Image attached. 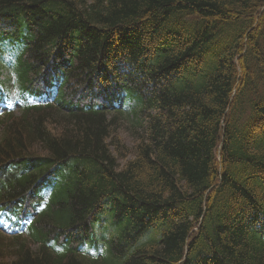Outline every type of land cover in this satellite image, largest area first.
<instances>
[{
	"label": "trees",
	"instance_id": "trees-1",
	"mask_svg": "<svg viewBox=\"0 0 264 264\" xmlns=\"http://www.w3.org/2000/svg\"><path fill=\"white\" fill-rule=\"evenodd\" d=\"M4 73L0 264H264V0H0Z\"/></svg>",
	"mask_w": 264,
	"mask_h": 264
},
{
	"label": "rangeland",
	"instance_id": "rangeland-1",
	"mask_svg": "<svg viewBox=\"0 0 264 264\" xmlns=\"http://www.w3.org/2000/svg\"><path fill=\"white\" fill-rule=\"evenodd\" d=\"M5 73L1 77L0 80H5ZM112 144L111 150L113 148L116 149L114 152L115 158L119 162V164L122 166L125 162L129 161L133 155V148L135 145V142L129 137L128 133L126 132L125 125L118 126L113 132H112ZM133 150V151H132ZM107 220V219H106ZM99 227H101L103 230L101 233L102 236H108L112 234V231L109 229L113 228L108 224L107 221H104ZM15 238L10 236H4L0 234V259H4L7 262H10L11 259L9 257V254L11 251H13V246L15 244ZM89 247L88 250L91 252H96L98 248L101 250L104 248L101 245H103L102 241L94 240V242L88 243ZM11 250V251H10ZM107 251V250H106ZM105 251V252H106Z\"/></svg>",
	"mask_w": 264,
	"mask_h": 264
}]
</instances>
